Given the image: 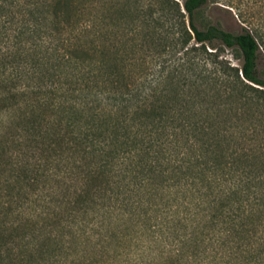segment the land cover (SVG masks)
<instances>
[{
  "label": "trees",
  "instance_id": "obj_1",
  "mask_svg": "<svg viewBox=\"0 0 264 264\" xmlns=\"http://www.w3.org/2000/svg\"><path fill=\"white\" fill-rule=\"evenodd\" d=\"M206 4L0 0V192L42 203L0 195V264H264L262 53Z\"/></svg>",
  "mask_w": 264,
  "mask_h": 264
},
{
  "label": "rangeland",
  "instance_id": "obj_2",
  "mask_svg": "<svg viewBox=\"0 0 264 264\" xmlns=\"http://www.w3.org/2000/svg\"><path fill=\"white\" fill-rule=\"evenodd\" d=\"M175 1L179 5L183 2V0ZM202 16L206 22L217 25L222 30L231 34L239 33L242 28L250 30L260 47L262 64L264 65V0H207ZM225 56L231 61V63L238 64L237 60L232 59L230 51H226ZM39 186L40 185L37 187L39 188ZM3 191L0 192V195H5L4 198H9V196H11L13 200L20 199L18 203L22 204V210L24 213L29 212L28 210L33 208L35 210L41 209L42 203L39 200H35V202L28 200L26 195H23V193L20 192L19 184H16L11 191H8L7 189ZM12 207H14V204H12ZM141 247L142 243L140 242L130 246V255L128 258L130 261L127 264H147L146 261L149 257L145 252L141 254V251L143 250ZM18 250L19 249L16 248L14 253ZM153 250L152 253L154 255L157 254L158 248H153ZM135 259H138V261Z\"/></svg>",
  "mask_w": 264,
  "mask_h": 264
}]
</instances>
